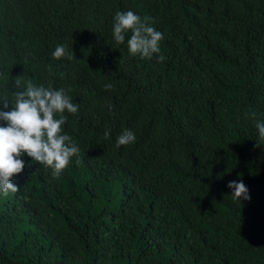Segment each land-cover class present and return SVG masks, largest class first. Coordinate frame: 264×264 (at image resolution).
I'll return each instance as SVG.
<instances>
[{
    "label": "trees",
    "instance_id": "obj_1",
    "mask_svg": "<svg viewBox=\"0 0 264 264\" xmlns=\"http://www.w3.org/2000/svg\"><path fill=\"white\" fill-rule=\"evenodd\" d=\"M118 10L163 33L165 60L114 42ZM17 76L79 104L80 152L58 177L22 157L0 264H264V0H0V95Z\"/></svg>",
    "mask_w": 264,
    "mask_h": 264
},
{
    "label": "clouds",
    "instance_id": "obj_2",
    "mask_svg": "<svg viewBox=\"0 0 264 264\" xmlns=\"http://www.w3.org/2000/svg\"><path fill=\"white\" fill-rule=\"evenodd\" d=\"M111 36L116 44L126 45L129 55L148 59L155 55L157 62L165 60L160 47L163 33L132 10L115 12ZM51 56L74 58L72 50L63 44L56 45ZM11 83L16 86L12 96L0 95V197L18 191L12 178L23 171V156L50 168L53 177H58L73 157L79 162L80 152L77 143L63 130L68 119L65 113L76 114L79 109L64 87L54 88L19 76L12 78ZM104 88L110 89L113 85L107 83ZM255 128L259 138L264 139V120H256ZM104 135L109 136L110 131L106 130ZM135 140V133L125 128L116 137L115 144L131 145ZM226 187L234 199H250L249 190L239 177L229 181Z\"/></svg>",
    "mask_w": 264,
    "mask_h": 264
}]
</instances>
